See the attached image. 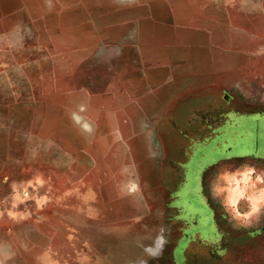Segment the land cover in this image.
Here are the masks:
<instances>
[{"label": "rangeland", "instance_id": "obj_1", "mask_svg": "<svg viewBox=\"0 0 264 264\" xmlns=\"http://www.w3.org/2000/svg\"><path fill=\"white\" fill-rule=\"evenodd\" d=\"M172 13L218 17L225 114L171 174V85L144 72ZM259 159L264 0H0V264H264V202L226 204L224 179L260 193Z\"/></svg>", "mask_w": 264, "mask_h": 264}, {"label": "crops", "instance_id": "obj_2", "mask_svg": "<svg viewBox=\"0 0 264 264\" xmlns=\"http://www.w3.org/2000/svg\"><path fill=\"white\" fill-rule=\"evenodd\" d=\"M173 15L175 20L174 26L168 25L167 36H164V33L161 31L159 33V37L161 38L156 40L157 36H154L156 31L152 34V42L150 43L155 49H159L160 47L166 50L169 53L168 58L166 61L149 62L150 67H146L144 72V76L147 78L149 70L163 71L160 83L171 85V97L168 98L171 100V106H169L171 107V174L173 172L172 168L175 170L172 164H175L176 168L180 169L176 164L187 161L189 154H192L189 148L186 149L189 145L187 141L192 137V133H196L199 138L204 137L203 133L205 131L210 133L212 137L219 135L220 131L218 132L215 126L223 125L224 122L221 121H223L225 114L224 95L220 88V83L223 82L224 66L223 45L218 42L216 31L218 28V17L211 13L203 14L209 21L208 25L197 27L193 24H180L177 22V14L172 13ZM180 31H183L184 34H180ZM191 34L193 36L206 35V39L193 40ZM184 35L188 37H184ZM177 85H181V87ZM230 109L228 108L227 110ZM176 132L184 133V137L182 136L183 143H181V139H176ZM182 146L183 149L181 150L182 152L180 151V154L177 149H181ZM201 154L202 151H200ZM239 158L247 157H235L232 159ZM259 160L262 161L263 159ZM219 161L210 162L208 167L217 164ZM183 169L186 168L183 167ZM205 170L202 172L201 193L209 207H213L214 204H210L208 201V197L210 196H208L207 191L208 183L204 182V179L207 180V176L203 175V173L205 174ZM210 173L206 172L208 175ZM219 175L222 174L213 172L209 175L212 181L210 183V190H215V198L219 195V186L212 179L216 180ZM240 176L241 174H233L224 177L228 182L226 190L228 191L227 199L229 202L226 204L240 207V203L243 200L252 204L253 202L254 204L260 201L264 202V188L260 190V193L248 196L249 190L253 189L254 186L258 187L256 183L248 184V181L252 178V174L251 176H247L244 173L242 175L243 178ZM176 178L177 176L174 179L176 180ZM174 179L171 177L172 190H175Z\"/></svg>", "mask_w": 264, "mask_h": 264}]
</instances>
